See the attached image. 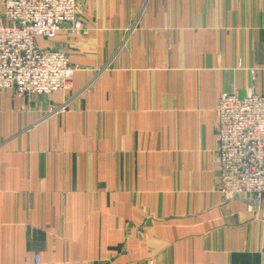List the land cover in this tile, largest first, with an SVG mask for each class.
<instances>
[{"label": "crops", "instance_id": "1", "mask_svg": "<svg viewBox=\"0 0 264 264\" xmlns=\"http://www.w3.org/2000/svg\"><path fill=\"white\" fill-rule=\"evenodd\" d=\"M77 13L37 39L78 67L70 89L0 91V264H264V197H222L216 137L222 94L264 95V0Z\"/></svg>", "mask_w": 264, "mask_h": 264}, {"label": "built area", "instance_id": "2", "mask_svg": "<svg viewBox=\"0 0 264 264\" xmlns=\"http://www.w3.org/2000/svg\"><path fill=\"white\" fill-rule=\"evenodd\" d=\"M79 0H3L0 22V91L33 98L70 89L78 67L60 50L42 47L62 30L84 29ZM241 67V66H240ZM257 69H250L255 81ZM218 192L226 201L248 197V211L264 197V95L250 87L244 98L222 94L216 108ZM36 263L40 258L36 257ZM148 264H155L153 260Z\"/></svg>", "mask_w": 264, "mask_h": 264}, {"label": "rangeland", "instance_id": "3", "mask_svg": "<svg viewBox=\"0 0 264 264\" xmlns=\"http://www.w3.org/2000/svg\"><path fill=\"white\" fill-rule=\"evenodd\" d=\"M2 14V13H1ZM2 18V16H0V19ZM3 22V21H2ZM36 42H40L39 40H37ZM37 44H39V43H37Z\"/></svg>", "mask_w": 264, "mask_h": 264}]
</instances>
